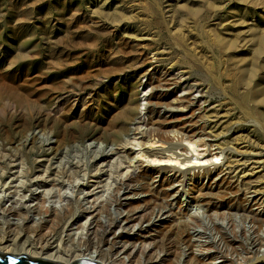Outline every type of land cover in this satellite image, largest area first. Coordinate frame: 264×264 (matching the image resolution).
I'll return each instance as SVG.
<instances>
[{
	"label": "rangeland",
	"instance_id": "rangeland-1",
	"mask_svg": "<svg viewBox=\"0 0 264 264\" xmlns=\"http://www.w3.org/2000/svg\"><path fill=\"white\" fill-rule=\"evenodd\" d=\"M163 80L169 82L163 94L174 105L191 103L194 113L182 130L203 132L213 152L215 144L222 146L213 165L186 163L195 154L172 132L168 143L137 146L152 85ZM139 151L178 163L137 158ZM234 159L242 164L230 172L226 165ZM259 159L264 161V0H0L2 217L41 202L61 213L71 205L77 213L58 232L67 248H75L86 231L70 226L73 221L100 214L115 184L140 167L150 170L154 185L161 176L185 175L182 184L171 185L176 198L167 199L170 212L204 211L207 205L192 201L198 189L224 179L225 192L214 190L211 202L237 220L248 216L246 229L258 216L262 237L264 205H250L247 199L255 195L245 189L264 187V163L257 174L251 169ZM110 164L116 170L110 172ZM215 169L222 171L218 178H205ZM149 198L144 192L131 201ZM133 210L126 203L121 217ZM170 212L154 225L167 222ZM246 263L259 264L250 256Z\"/></svg>",
	"mask_w": 264,
	"mask_h": 264
},
{
	"label": "bare ground",
	"instance_id": "bare-ground-1",
	"mask_svg": "<svg viewBox=\"0 0 264 264\" xmlns=\"http://www.w3.org/2000/svg\"><path fill=\"white\" fill-rule=\"evenodd\" d=\"M70 58L71 56L66 59ZM150 83L152 84L151 81ZM168 86L167 80L153 83L154 93L146 103V130L141 133V142H138L137 146L168 143L171 141L169 134L172 132L173 135L176 133L179 143L184 142L190 152L195 154L194 159H188L186 163H211L212 159L220 157L222 146L215 144L218 152H213L212 149L206 148L208 144L203 132L186 133L182 130L184 122H189L194 112H191V103L188 99L176 100L174 105V101L163 94ZM178 107H182L184 111ZM233 151L238 154V149L233 148ZM136 157L150 159L152 162L178 163L176 158H156L144 155L140 151L137 152ZM138 163L140 166L144 164L143 161ZM263 163L264 161L260 159L254 162L258 165L251 168L255 174L263 170L261 168ZM241 164V160L234 159L229 161L226 167L231 172ZM116 168L117 165H109L110 172ZM137 169V174L115 184L112 195L99 210L100 214L79 224L74 220L70 225H77L81 234L86 231L82 245L78 244L72 249L67 248L58 232L61 224L71 220L77 213L76 209L68 205L61 213L60 208H52L41 202L35 210L21 208L14 210L6 218L0 215V252L23 254L34 259L60 264H71L80 260L97 264H166L171 259L175 260L176 264H247L248 256L259 264L264 260V253L259 252L264 246V235L262 237L258 235L262 220L253 215L249 221L251 226L246 229L245 222L248 216L237 220L232 215V211H224L222 206L215 205L209 198L214 190L225 192L224 179L204 189L203 187L198 189L199 195L192 201L207 205L204 211L197 212L199 210L197 208L196 212L190 213L189 208H185L170 212L166 209L172 205L167 203V199L176 198L171 185L182 184L185 175H182L179 169H171L174 174L178 172L180 174L172 175L170 179L161 176L154 185L151 184L154 179L148 168L137 167ZM221 173L220 169H215L214 175L211 176V172L207 171L205 178L214 181ZM22 184L20 180L18 185ZM245 189L255 195L247 199L250 205H264V187L257 189L251 186ZM18 192L19 189H16L14 195ZM144 192L150 195L149 200L131 201ZM50 194V191L44 193V195ZM0 196H2L1 192ZM57 198H60L59 194ZM239 199L240 197H237L235 200ZM126 203L134 206L135 210L121 217L122 206ZM144 203L147 206L142 205ZM227 203L232 201L228 200ZM4 208L5 206L3 209L0 208V212H3ZM241 209L244 212L245 209ZM168 212L170 219H167V222L154 225V222H159V219ZM135 229L139 230L138 234H133ZM143 232L145 233L142 235ZM245 244L250 248L245 249ZM238 259L241 263H238ZM152 260H155V263H152Z\"/></svg>",
	"mask_w": 264,
	"mask_h": 264
},
{
	"label": "water",
	"instance_id": "water-1",
	"mask_svg": "<svg viewBox=\"0 0 264 264\" xmlns=\"http://www.w3.org/2000/svg\"><path fill=\"white\" fill-rule=\"evenodd\" d=\"M0 264H60L57 262L34 259L26 255H15V254H3L0 252ZM71 264H97L95 262L88 261H75Z\"/></svg>",
	"mask_w": 264,
	"mask_h": 264
}]
</instances>
